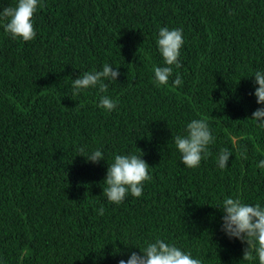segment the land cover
I'll return each instance as SVG.
<instances>
[{
	"label": "trees",
	"instance_id": "16d2710c",
	"mask_svg": "<svg viewBox=\"0 0 264 264\" xmlns=\"http://www.w3.org/2000/svg\"><path fill=\"white\" fill-rule=\"evenodd\" d=\"M14 4L0 0V11ZM34 26L28 42L0 27V264H118L140 251L131 244L156 238L201 264H258L220 231L214 206L229 196L264 204V129L250 95L264 69V0H42ZM160 27L183 29L184 46L181 67L156 87ZM105 63L121 73L110 113L96 89L74 99L68 89ZM194 118L209 121L216 143L189 169L171 137ZM81 146L108 162L86 163ZM224 147L233 155L221 170ZM127 153L143 155L151 179L141 197L112 204L102 181L113 155Z\"/></svg>",
	"mask_w": 264,
	"mask_h": 264
},
{
	"label": "clouds",
	"instance_id": "9594fccd",
	"mask_svg": "<svg viewBox=\"0 0 264 264\" xmlns=\"http://www.w3.org/2000/svg\"><path fill=\"white\" fill-rule=\"evenodd\" d=\"M41 6L42 0H15L14 6L4 7L0 11V27L13 40H34L37 35L35 15ZM183 46V29L159 28L156 49L162 58V65L153 67L151 77L156 87L166 86L174 68L181 67ZM120 75L119 67L105 63L99 70L83 72L74 78L68 87L71 90L69 95L74 99L82 93L96 89L99 95L97 107L110 113L116 110L117 103L107 95L109 84L118 81ZM251 77H254V91L250 95H254L256 103L260 105L252 112L251 118L258 128L264 129V69L255 70ZM182 83L180 75L177 74L173 84L179 86ZM171 140L179 153L180 163L186 168L194 169L213 155L210 148L216 143V136L207 119L194 118L186 123L183 134L172 135ZM78 151V155L85 157L86 163L99 164L106 160L101 148L88 149L81 146ZM232 155L231 149L221 148L215 153L216 166L221 170L229 167ZM256 166L264 172V159L258 160ZM150 179L149 164L143 159V155L114 154L102 181L103 195L109 203L119 205L129 195L134 198L141 197L145 182ZM214 207L222 213L220 231L229 240H238L246 245L242 258L264 264V204L246 203L229 196ZM96 211L102 216L105 209L101 206ZM130 246H135L140 251L129 249L127 258L119 259L118 264H201L190 252L162 238L145 241L143 246Z\"/></svg>",
	"mask_w": 264,
	"mask_h": 264
}]
</instances>
